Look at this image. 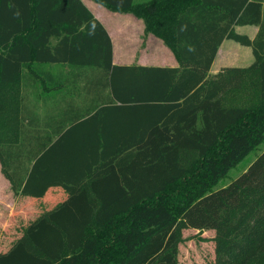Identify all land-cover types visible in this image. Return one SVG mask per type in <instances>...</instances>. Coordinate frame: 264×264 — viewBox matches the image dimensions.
<instances>
[{"label": "trees", "instance_id": "1", "mask_svg": "<svg viewBox=\"0 0 264 264\" xmlns=\"http://www.w3.org/2000/svg\"><path fill=\"white\" fill-rule=\"evenodd\" d=\"M95 1L142 18L179 65L113 63L112 39L82 0H0L2 172L15 193L60 184L70 194L0 264H178L185 228L215 230L212 264H264V150L214 189L264 140L261 2ZM240 24L259 25L255 38ZM224 38L251 46L255 60L211 75ZM247 80L255 102L227 103ZM31 93L52 101L57 121L36 146L28 131L47 123H36ZM79 127L80 143L67 142Z\"/></svg>", "mask_w": 264, "mask_h": 264}, {"label": "crops", "instance_id": "2", "mask_svg": "<svg viewBox=\"0 0 264 264\" xmlns=\"http://www.w3.org/2000/svg\"><path fill=\"white\" fill-rule=\"evenodd\" d=\"M86 6L91 10L97 19H99L102 24L107 29L113 45V63L115 64H138L146 66H170L176 67L179 65L178 59L171 48V46L165 41L162 36H158L153 32L145 31L144 20L136 16L132 12H119L110 11L102 4L96 2L95 0H82ZM136 3L148 2L150 0H134ZM262 4L264 10V0H259ZM108 14L112 15V23L110 20L106 19L105 16ZM247 28L246 31H237L240 28ZM234 30L239 33L248 36L250 39L255 38L259 31V25L257 24H244V25H234ZM226 38H224L225 40ZM54 40V39H53ZM222 41V43L224 42ZM220 44L216 57L210 68V74L215 75L221 71L224 67L235 66V67H246L252 64L255 60L253 49L247 52L246 50L240 51L237 47H231L230 50L227 47H221ZM233 51V52H232ZM237 53L238 58L235 60L226 62V57L229 53ZM247 56L243 57L242 55ZM218 61L222 65H218L215 68V62ZM224 63V64H223ZM58 65H55L57 67ZM27 102L39 123L40 120L47 123L46 125L34 126L33 131H28L34 133L32 138L33 145L36 146L40 140H44L46 136L53 135L56 132L55 124L57 121L53 118L52 111V101L50 99H45L42 95H36L34 93L29 94L27 97ZM119 118V115H113ZM26 128V127H25ZM78 131L69 135L67 137L68 141L72 143H80V137L83 136V132L87 131V128L79 127ZM73 138H77L75 141ZM18 139V137H17ZM53 139L54 136H53ZM84 140V139H83ZM62 163V162H60ZM90 163V162H89ZM89 163H86L88 165ZM16 164V163H14ZM58 166H60L58 164ZM85 166V165H84ZM89 166V165H88ZM66 179L74 180L75 176H67ZM84 180H89V176L84 177ZM68 189H65L63 185H51L47 188L43 196H33L24 195L21 193H15L12 189L9 179L2 172V164L0 161V212L3 210L5 204L11 207V212L14 213L15 210H22V214L32 213L34 214V219L43 214L46 211L52 210L60 202L65 200L69 196ZM3 203V204H2ZM9 206H7L9 208ZM23 218V217H22ZM30 223V222H29ZM29 223H22L17 227L10 226L9 230L5 229V236L0 242V252L7 251L13 243L22 235L24 228ZM20 226V227H19Z\"/></svg>", "mask_w": 264, "mask_h": 264}, {"label": "rangeland", "instance_id": "3", "mask_svg": "<svg viewBox=\"0 0 264 264\" xmlns=\"http://www.w3.org/2000/svg\"><path fill=\"white\" fill-rule=\"evenodd\" d=\"M104 6V5H103ZM108 9V8H107ZM112 11V10H110ZM117 12V11H116ZM109 19L110 24L112 23L113 16L108 14L105 16ZM247 28H240L237 31L244 32ZM227 47L226 49L237 47L240 51L246 50L247 52L251 49L249 46L240 44L239 41L233 38H226L222 43L221 47ZM233 52V51H232ZM229 53L226 57V62L235 60L238 58L237 53ZM247 56L246 54L242 55ZM215 68L222 65V63L216 61ZM224 64V63H223ZM257 99V90L255 85L250 81H246L245 87L241 88L239 92L232 90L229 95L226 96V101L229 104L239 105H251ZM264 150V140L257 145L250 153L244 156L235 166H233L228 173L223 176L220 181L216 184L215 188L222 187L237 176H239L248 165ZM3 204V203H2ZM4 204L3 210L0 212V242L5 236V229L9 230L10 226L17 227L22 223H29L32 221L34 214L26 213L22 214V210H15L11 212V207ZM23 217V218H22ZM20 227V226H19ZM215 230L213 229H199V228H185L182 230V238L178 243L177 262L178 264H212L215 260Z\"/></svg>", "mask_w": 264, "mask_h": 264}]
</instances>
